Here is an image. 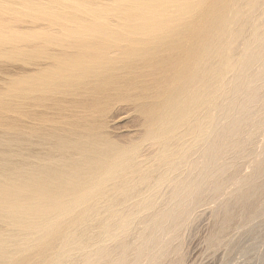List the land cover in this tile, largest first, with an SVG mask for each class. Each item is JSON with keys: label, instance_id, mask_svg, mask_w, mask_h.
<instances>
[{"label": "bare ground", "instance_id": "1", "mask_svg": "<svg viewBox=\"0 0 264 264\" xmlns=\"http://www.w3.org/2000/svg\"><path fill=\"white\" fill-rule=\"evenodd\" d=\"M31 2L62 28L0 37L37 42L0 95V264H184L203 208L212 251L264 216V0Z\"/></svg>", "mask_w": 264, "mask_h": 264}, {"label": "rangeland", "instance_id": "2", "mask_svg": "<svg viewBox=\"0 0 264 264\" xmlns=\"http://www.w3.org/2000/svg\"><path fill=\"white\" fill-rule=\"evenodd\" d=\"M2 1H4V2H2ZM6 1V2H5ZM26 1H28L29 2V0H26ZM25 0H1L0 1V5L1 4H5L3 7H5L6 6V4L8 5L9 4V6H10V12H7V15H6V17H7V19H8V22H9V24H11L10 26H13L14 27V29H13V27H11L10 29H0V37L1 36H4V34H8V33H11V31L14 33V31H17V32H24V33H26V31H27V38H32V40H35V39H37L38 41L37 42H39V39H43V36L44 37H50V35H51V31L52 32H54V30L55 29H57L58 27H60L59 25H57V28H54L53 29V25H51V23H49L48 22V24H47V22L46 21H44V22H46V24H43V21H41L42 23H40V22H37V23H35V22H33V21H31L29 18L28 19H26V17H20V15H18L17 13H19V12H23V11H25L26 10V12L28 11L27 9H25V8H27L26 6H25V3L24 2H26ZM33 2H35V9H36V6L38 7L37 9H41V11H43V10H46V9H48V10H46V11H48L49 12V14H50V11L52 10L53 11V13H54V11H59L60 10V12H61V10H62V8L64 9V7H65V11L64 10H62V12L64 11V12H67L68 10L70 11L71 9L70 8H68V6L67 5H74V4H77L78 2L77 1H79V3H87V1H90V3H92V1L94 2L95 1V3H98L99 2V0H75V2H74V0H61V1H63V4L65 5L64 7H62L61 5H63V4H61L62 2L60 1V0H32ZM57 1V2H56ZM68 1V2H67ZM72 1L74 2V3H72ZM81 1V2H80ZM98 1V2H97ZM106 1V3L107 4H110V2H112V0L111 1H109V0H105ZM105 1H103V2H101V0H100V2L98 3V4H101V3H103V4H106V3H104ZM114 1H120V2H123V1H125V2H127V0H114ZM129 1V0H128ZM30 2H31V0H30ZM60 2V3H59ZM66 2V3H65ZM69 2H70V4H69ZM32 3V2H31ZM78 3V4H79ZM37 4H42V5H37ZM55 4V5H54ZM56 4H57V6H56ZM58 4H60V5H58ZM14 5V6H13ZM53 5V6H52ZM66 6H67V8H66ZM1 7H2V5H1ZM2 7V8H3ZM24 7V8H23ZM59 7H62L61 9L59 8ZM56 8V9H55ZM58 8V9H57ZM1 9V8H0ZM24 9V10H23ZM1 11V10H0ZM13 11V12H12ZM18 11V12H17ZM52 11H51V13H52ZM72 11V10H71ZM70 11V12H71ZM73 11H75V10H73ZM72 11V12H73ZM12 12V13H11ZM44 12V11H43ZM48 12H46V13H48ZM1 13V12H0ZM18 15H16V14ZM24 13V12H23ZM22 13V14H23ZM82 12H79L78 11V14H81ZM21 14V15H22ZM12 17V18H11ZM19 17V18H18ZM11 18V19H10ZM14 18V19H13ZM17 19V20H16ZM20 19V21H18ZM23 19H24V22H23ZM114 18H110L109 20H106V22H108V21H112ZM114 20H116V18L114 19ZM12 21H15L14 23L12 22ZM87 21V20H86ZM84 22V23H87V22ZM66 22V21H65ZM69 22V21H68ZM68 22H66V24L65 25H70V26H75V23L73 24V25H71V23L72 22H69V24H68ZM40 23V24H39ZM81 23V22H80ZM83 23V22H82ZM13 24V25H12ZM33 24H35L34 26H33ZM36 24H37V26H36ZM42 24V25H41ZM63 24H64V22H63ZM30 25L31 26H33V28H31L30 27ZM46 25V26H45ZM49 25V28L47 27ZM42 26V27H41ZM46 27L45 29L43 28V27ZM51 27V28H50ZM55 27H56V24H55ZM28 28V29H27ZM34 28H36V29H34ZM39 28H40V30L42 31V29H44V32L42 31H40L39 30ZM62 27H60V29H61ZM13 29V30H12ZM20 29V30H19ZM25 29V30H24ZM32 31V29H34L33 31H35L36 30V32H31L30 30ZM49 31H48V30ZM52 29V30H51ZM59 28H58V30H55L56 32L57 31H59L60 30ZM48 31L49 33L47 34V32L46 31ZM51 30V31H50ZM28 31H30L31 33L30 34H37L39 31H40V33H42V34H40V33H38V34H40V36H42V38L41 37H39L38 35L37 36H35V34H34V36L32 35V36H29L28 34ZM38 31V32H37ZM61 31V30H60ZM47 35V36H46ZM49 35V36H48ZM52 35H54V33L52 34ZM51 35V36H52ZM30 38V39H31ZM34 38V39H33ZM29 39V40H30ZM28 39L25 41V43H26V45H24L25 43L24 42H20L22 45L19 47V45H20V43H14V44H8V43H3L2 41H0V95H2V94H4L5 93V95L6 94H8V92L10 93V94H8V95H12V94H14L13 92H17L16 90H11V92L9 91L10 89H12V88H9L10 87V84H11V81L13 80L14 81V79L15 78H17V79H15V80H18L21 76H24L23 75V73H25L24 71H27V73H25V76L27 75V76H29L30 74H32L31 73V70L32 69H34V67H33V65H31V63H33V60H32V62H31V56L32 55H30V57H29V53L26 55V53L24 54V55H19V52H18V49L19 48H21L22 46L24 47V48H26L27 47V49L28 48H30V46L31 45H33L35 42L33 41L32 42V40L28 43V41H29ZM32 42V43H31ZM36 42V43H37ZM30 44L31 43V45H28V44ZM16 45H18V46H16ZM17 47H19V48H17ZM15 49H16V51H15ZM17 52V53H16ZM21 54H23V53H21ZM22 56H24V57H22ZM32 58H33V56H32ZM23 59V60H22ZM30 59V60H29ZM26 61L28 62V63H26ZM30 65V66H29ZM32 66V67H31ZM23 71V72H22ZM29 71V72H28ZM21 72V73H20ZM20 73V74H19ZM17 74V75H16ZM29 74V75H28ZM47 74V73H46ZM14 77V79H12L11 77ZM19 78H18V77ZM31 76V75H30ZM12 81V82H13ZM8 83H10V84H8ZM11 87H13L12 85H11ZM7 89V90H6ZM6 90V92H4ZM2 91V92H1ZM19 91V90H18ZM12 93V94H11ZM5 95H2V96H5ZM7 96V95H6ZM8 98H9V96H8ZM7 97L5 98V99H8ZM133 113V112H132ZM132 113H127V115H124L123 116V119H121L120 121H118L117 123H116V125H114V128H112V130H110L112 133V136L114 137V139L115 138H117V139H115V140H118V139H120L119 140V142L121 141V143H129L131 140H138V139H140L141 138V136H142V130H140L139 128H141L140 126H139V123H138V117H137V115H134V113L132 114ZM128 114H131V115H128ZM127 116V117H126ZM126 117V118H125ZM125 119V120H124ZM120 122V123H119ZM134 123V124H133ZM136 123V124H135ZM119 125V126H118ZM139 127H138V126ZM115 126H117L116 127V129L117 130H114L115 129ZM137 126V127H136ZM133 127V128H132ZM135 128V129H134ZM133 131V132H132ZM140 131V132H139ZM141 133V134H140ZM141 135V136H140ZM140 137V138H139ZM137 138V139H136ZM122 139V140H121ZM127 139V140H126ZM259 140V139H258ZM258 140H256V143L257 142H259ZM124 141V142H123ZM127 141V142H126ZM206 209H208V208H203L202 210H201V213L202 214H200L199 215V217H201V218H203L204 216H205V218L203 219V220H201V218H198V220L197 221H195L194 223H196L195 225H194V227H192V226H190L189 227V229L190 230H188V232L187 231H184L183 233H186L187 232V234L185 235V237H184V235H183V241H184V246L182 247V248H184V249H182L181 250V252H183V255H182V257H183V262H184V264L186 263V264H264V216L262 217V218H260V220L258 219L257 220V222H254L251 226H246V225H244L243 227L244 228H242V229H240V230H238V232L240 233H237V231H235V232H232V233H235L234 235L231 233L230 235H232V236H228V237H231V239L229 238L228 239V237H227V241H228V243L226 242L222 247H221V249L219 248V251H217L218 249H214L213 251H212V248H210L209 247V244H208V240L209 239H207L208 237H210L211 236V232H212V230H211V227H212V224H213V226L214 227H212V229L214 228L215 229V223H212L213 222V220H216V219H213L212 220V218H211V216L214 218V215H212L213 213L211 212L212 211V209H208L209 210V212H208V210H206ZM211 210V211H210ZM203 211V212H202ZM205 211H207V213H211L210 215L209 214H207ZM205 212V213H204ZM207 214V215H206ZM207 216H210V218H207ZM200 219V220H199ZM200 221V222H199ZM202 221V222H201ZM212 221V222H211ZM215 222V221H214ZM193 223V224H194ZM209 224V225H208ZM256 224V225H255ZM246 226V227H245ZM198 227V228H197ZM250 227V228H249ZM192 229V230H191ZM214 229H213V231H214ZM242 230V231H241ZM245 230V231H244ZM193 231V232H192ZM196 233V234H195ZM210 233V234H209ZM237 233V234H236ZM246 234V235H245ZM237 235V236H236ZM243 237H242V236ZM203 236V237H202ZM235 236V237H234ZM196 237V238H195ZM233 237V238H232ZM185 239V240H184ZM234 241H233V240ZM186 242V243H185ZM232 242V243H231ZM236 242V243H235ZM229 245V247H228V245ZM227 245V246H226ZM208 248H210V250L208 249ZM229 248V249H228ZM236 249V250H235ZM230 250V251H229ZM232 252V253H231ZM208 253V254H207ZM224 253V254H223ZM225 258V259H224Z\"/></svg>", "mask_w": 264, "mask_h": 264}]
</instances>
